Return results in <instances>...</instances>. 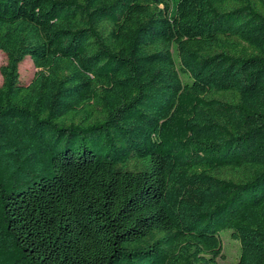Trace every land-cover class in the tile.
<instances>
[{"label":"trees","instance_id":"16d2710c","mask_svg":"<svg viewBox=\"0 0 264 264\" xmlns=\"http://www.w3.org/2000/svg\"><path fill=\"white\" fill-rule=\"evenodd\" d=\"M0 51V264H264V0H0Z\"/></svg>","mask_w":264,"mask_h":264},{"label":"rangeland","instance_id":"374dc122","mask_svg":"<svg viewBox=\"0 0 264 264\" xmlns=\"http://www.w3.org/2000/svg\"><path fill=\"white\" fill-rule=\"evenodd\" d=\"M6 64V56L0 51V66ZM29 57H26L19 65L18 71L20 79L23 82H28L36 72ZM3 82V77L0 74V85ZM222 242V256L218 258L219 264H226L228 262L236 261L239 257V241L230 236L229 229H222L219 233Z\"/></svg>","mask_w":264,"mask_h":264}]
</instances>
